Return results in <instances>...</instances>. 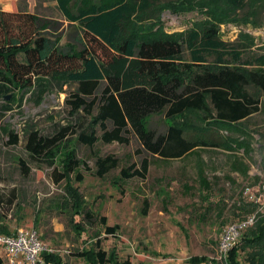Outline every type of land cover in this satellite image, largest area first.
Returning a JSON list of instances; mask_svg holds the SVG:
<instances>
[{"label": "rangeland", "instance_id": "obj_1", "mask_svg": "<svg viewBox=\"0 0 264 264\" xmlns=\"http://www.w3.org/2000/svg\"><path fill=\"white\" fill-rule=\"evenodd\" d=\"M103 1L108 0H73L71 7L77 11ZM1 13L12 15L5 19L16 28L13 33L19 34L18 27L25 28L20 22L22 15L32 14L39 30L58 48H80L78 38L83 35L82 29L63 17L56 0H0ZM207 27L216 28L220 39L238 48L244 59L264 54V0H246L243 9L228 0H153L146 11L123 24V32L140 40L173 36L185 43L189 32H201ZM226 66L246 75L256 70L232 61H227ZM69 90L68 86L62 90L50 88L41 102L32 93L25 95L21 103L15 93V105L11 103V94L0 100V105L13 106L11 112L2 115L0 126L8 127L19 139L16 147H6L8 137L0 134L3 225L11 232L20 228L37 232L40 240L51 248L48 255H41V264H99L95 258L97 242L106 254L105 264H222L220 241L225 229L238 221L231 215L230 206L240 195L247 199L245 187L256 189L264 183V143L262 146L254 143L252 159H245L250 163L247 179L229 173L228 152L214 148L202 150L209 169L210 188L199 190L194 156L164 163L142 152L133 136L127 146L98 142L89 149L78 142L77 134L69 133L65 138L68 148L56 168L65 171L63 166L71 158L84 164L56 183L51 174L53 167L41 165L26 155L24 135L26 131H38L41 136L52 137L67 127L72 121L65 103ZM250 91L255 97L260 95L254 87ZM200 118L192 113L172 119L156 114L147 118L146 126L160 134L175 126L183 129L188 138L222 137L236 145L234 126L203 123ZM263 123L264 115L257 113L249 120V128L263 129ZM234 154L242 157L241 151ZM97 155L116 157L118 168L103 178L97 177L94 163ZM18 157L28 159V177L19 171ZM144 158L150 161L144 178L121 179L122 168L132 163L139 168ZM228 175L235 184L227 180ZM221 201L226 206L219 218L216 213ZM102 217L107 225L117 227L114 235L104 231ZM76 252H84V259L77 257Z\"/></svg>", "mask_w": 264, "mask_h": 264}, {"label": "trees", "instance_id": "obj_2", "mask_svg": "<svg viewBox=\"0 0 264 264\" xmlns=\"http://www.w3.org/2000/svg\"><path fill=\"white\" fill-rule=\"evenodd\" d=\"M72 1L56 0V3L63 17L82 29L83 35L78 38L80 48L75 50H62L54 45L39 30L32 14L22 15L20 22L25 28L18 27L19 34L13 33L16 28L5 19L12 15L0 14V100L11 94V103L15 105V93L19 95L18 103L32 93L41 102L50 88H70L65 103L71 123L52 137L26 131L23 149L29 159L53 167L52 177L59 183L84 164L71 158L63 166L65 171L56 168L68 148L65 138L69 133L77 134L78 142L89 149L98 142L127 146L133 136L142 152L154 160L166 163L194 156L199 190L210 188L209 169L201 154L206 148L228 152L229 173L249 178L250 163L245 159H252L254 143L260 146L264 143V128H249L252 116L264 115V54L244 59L238 48L220 39L214 27L189 32L185 43L173 36H150L141 40L126 36L123 24L146 11L153 0H108L91 3L77 11L72 10ZM228 1L239 9L246 6V0ZM227 61L256 70L246 75L226 66ZM250 87L256 88L260 95L255 97ZM12 110V104L0 105V119ZM184 113L200 115L203 123L234 126L236 145L222 137L188 138L183 129L175 126L162 134L146 126L147 118L152 115L163 114L172 119ZM1 133L8 137L6 147L19 144L17 134L8 127L0 126ZM240 151L242 157L234 154ZM94 160L99 178L119 166L118 159L112 155H97ZM16 162L23 177H28V159L18 157ZM149 165V159L144 158L139 168L133 163L122 168L120 177L123 180L144 178ZM226 178L235 184L229 175ZM225 206L221 201L216 213L219 218ZM256 209L243 195L229 208L238 221ZM146 210L145 201L144 214ZM86 216L90 218L88 213ZM3 221L0 215V234L13 233ZM101 222L104 231L114 235L117 227L107 225L104 217ZM96 247L95 258L99 264H105L106 254L100 242ZM75 254L85 257L84 252ZM0 264H5L1 257ZM222 264H264L263 214H257L255 224L241 233L222 258Z\"/></svg>", "mask_w": 264, "mask_h": 264}, {"label": "built area", "instance_id": "obj_3", "mask_svg": "<svg viewBox=\"0 0 264 264\" xmlns=\"http://www.w3.org/2000/svg\"><path fill=\"white\" fill-rule=\"evenodd\" d=\"M244 194L248 202L254 203L257 209L225 229L224 237L220 241L222 258L239 240L241 233L255 224L257 214L264 215V183L256 189L245 187ZM232 232L237 234L234 236ZM50 251L51 248L40 240L32 228H20L11 234H0V257L5 264H41V255Z\"/></svg>", "mask_w": 264, "mask_h": 264}]
</instances>
